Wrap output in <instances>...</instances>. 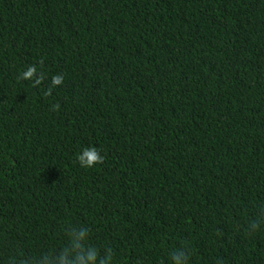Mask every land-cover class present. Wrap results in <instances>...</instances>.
Wrapping results in <instances>:
<instances>
[{
    "label": "trees",
    "instance_id": "1",
    "mask_svg": "<svg viewBox=\"0 0 264 264\" xmlns=\"http://www.w3.org/2000/svg\"><path fill=\"white\" fill-rule=\"evenodd\" d=\"M180 248L264 264V0H0V264Z\"/></svg>",
    "mask_w": 264,
    "mask_h": 264
},
{
    "label": "clouds",
    "instance_id": "2",
    "mask_svg": "<svg viewBox=\"0 0 264 264\" xmlns=\"http://www.w3.org/2000/svg\"><path fill=\"white\" fill-rule=\"evenodd\" d=\"M35 74V67L30 66V68L22 73L20 79H31ZM42 78V77H41ZM39 81H36L38 83ZM63 82V76L62 75H55L52 78L53 86L60 85ZM50 94V92L48 93ZM59 105H56L53 110H58ZM79 165L82 168H92L97 164H102L104 162V156L100 154V150L96 147H86L82 149V151L77 155L76 157ZM253 229H256L258 226L254 223L251 225ZM85 233H80V238H83ZM189 253L183 249H175L170 252V260L171 264H187L189 259ZM88 260L92 262V264H95L96 261V253L95 251L89 252L88 254ZM77 259H81V257L78 255ZM36 264H71L70 261L67 259V255L65 253H61L59 255L55 254H48L43 255L36 260ZM81 264H83V260H81Z\"/></svg>",
    "mask_w": 264,
    "mask_h": 264
}]
</instances>
